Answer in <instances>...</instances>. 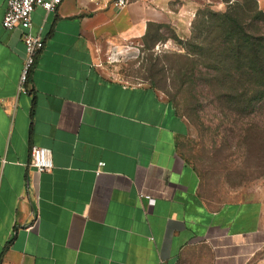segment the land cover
Masks as SVG:
<instances>
[{
	"label": "crops",
	"instance_id": "crops-1",
	"mask_svg": "<svg viewBox=\"0 0 264 264\" xmlns=\"http://www.w3.org/2000/svg\"><path fill=\"white\" fill-rule=\"evenodd\" d=\"M7 2L0 0V264H249L264 245V203L208 204L182 155L188 120L157 89L110 78L96 64L109 44L141 46L154 27L174 28L173 1L36 7L31 32L44 47L26 94L18 90L23 30L3 26ZM34 145L51 150V171L31 165Z\"/></svg>",
	"mask_w": 264,
	"mask_h": 264
},
{
	"label": "rangeland",
	"instance_id": "rangeland-1",
	"mask_svg": "<svg viewBox=\"0 0 264 264\" xmlns=\"http://www.w3.org/2000/svg\"><path fill=\"white\" fill-rule=\"evenodd\" d=\"M172 1L175 29L154 27L141 46L109 44L96 55V64L110 78L157 89L188 120L182 155L197 172L208 204L249 198L264 203V109L244 110L240 84L205 70L196 53L206 45L200 25L243 0ZM256 5L264 11V0ZM194 61L198 81L191 82L185 66ZM249 264H264V245Z\"/></svg>",
	"mask_w": 264,
	"mask_h": 264
},
{
	"label": "trees",
	"instance_id": "trees-1",
	"mask_svg": "<svg viewBox=\"0 0 264 264\" xmlns=\"http://www.w3.org/2000/svg\"><path fill=\"white\" fill-rule=\"evenodd\" d=\"M247 1H237L234 5H230L226 12L218 15V19H214V16L200 25L198 33L199 35L205 33L201 42L204 41L206 45L199 47L196 53L200 65L205 70H211L215 74H225L228 81L240 84L242 92L238 102L244 110L262 111L264 109V11L258 9L256 0H253L251 5L247 4ZM164 26L169 25L157 27ZM197 67L195 61L192 65L185 66L186 75H189L191 82L198 81Z\"/></svg>",
	"mask_w": 264,
	"mask_h": 264
},
{
	"label": "built area",
	"instance_id": "built-area-1",
	"mask_svg": "<svg viewBox=\"0 0 264 264\" xmlns=\"http://www.w3.org/2000/svg\"><path fill=\"white\" fill-rule=\"evenodd\" d=\"M131 1L133 0H113L112 4L116 9H121ZM61 3L62 0H8L7 2L3 26L8 30L21 28L23 41L26 45V54L18 84V90L22 93L29 92L27 84L35 65L36 56L44 47V43L31 32L32 14L36 7H42L46 11H54ZM30 162L38 173L49 172L54 167L51 150L41 146L34 145L30 148ZM104 165V162H100L99 169ZM140 198L148 200L149 204L155 203L152 196L141 194Z\"/></svg>",
	"mask_w": 264,
	"mask_h": 264
}]
</instances>
